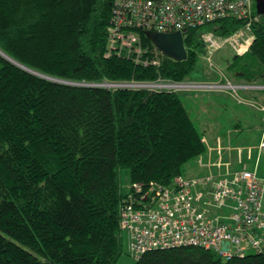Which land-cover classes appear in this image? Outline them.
Segmentation results:
<instances>
[{
  "label": "trees",
  "instance_id": "16d2710c",
  "mask_svg": "<svg viewBox=\"0 0 264 264\" xmlns=\"http://www.w3.org/2000/svg\"><path fill=\"white\" fill-rule=\"evenodd\" d=\"M111 2L0 0V51L69 82L180 81L199 62L201 32L228 35L244 23L233 17L191 27L183 32L185 60L159 56L158 65L144 66L105 54ZM137 34L151 55L145 32ZM250 34L249 49L233 60L239 70H230L264 83V16ZM204 151L176 92L56 83L0 56V264H115L124 247L121 172L127 184L170 185ZM133 264H264V251L226 259L177 246L146 251Z\"/></svg>",
  "mask_w": 264,
  "mask_h": 264
},
{
  "label": "built area",
  "instance_id": "2783aa9c",
  "mask_svg": "<svg viewBox=\"0 0 264 264\" xmlns=\"http://www.w3.org/2000/svg\"><path fill=\"white\" fill-rule=\"evenodd\" d=\"M252 1L112 0L106 28L108 51L105 54L125 55L135 64L144 66L158 65L159 56H166L154 46L152 54L146 56L137 31H180L183 38V32L191 27L235 17L244 22L243 31L238 28L232 35L235 45L231 47L240 56L249 49L253 36L248 32L251 23L259 18L252 12ZM199 39L209 53L230 40L210 32H201ZM258 86L256 83L175 82L160 78L118 84V87L169 93L181 87L200 91L230 89L235 93L236 101L249 103L262 113L257 157L264 152V105L253 98L244 101L235 91ZM255 166L218 177L212 174L193 178L177 175L170 185L154 181L127 184L118 205V227L132 260H137L149 250L177 246L211 249L226 259L263 252L264 211L261 200L264 184L257 177Z\"/></svg>",
  "mask_w": 264,
  "mask_h": 264
},
{
  "label": "rangeland",
  "instance_id": "374dc122",
  "mask_svg": "<svg viewBox=\"0 0 264 264\" xmlns=\"http://www.w3.org/2000/svg\"><path fill=\"white\" fill-rule=\"evenodd\" d=\"M243 24L240 25L239 29H241L240 31H243ZM245 29V28H244ZM237 30V29H236ZM236 30H234V32H236ZM234 32L228 34V35H223V36H218L219 38L223 39V38H229L230 40H227L228 42L225 43L222 47H218L215 48L212 52H208V49L203 46V43L201 41L202 44V54L200 55V59L198 64L196 65V67L194 68V70L191 71V74L187 77H185L184 79H181L180 81L178 80H173L175 82H211L214 83L215 82H219L220 84H225L227 81L233 83L234 85L236 84H243V85H247V84H252V83H257V85L259 84L258 87L256 88H250L248 90H244L242 88H238L236 92V95L239 93L240 95H238V98H242L244 101H248L250 97L246 98L244 96V93H248L249 91H255V92H264V83H260V82H245L242 81L240 79H235L234 75H232V73L234 72V68L232 70H230V67L235 66L236 70L238 69V64H234L233 60L234 57L238 56L235 53L236 50H234V47H231L232 45H235L234 42V38H232V35H234ZM213 33V32H212ZM239 34V32L237 33V35ZM213 35H215L213 33ZM248 35H250V32H248ZM217 36V35H215ZM240 38V37H238ZM209 63H211V65H209ZM238 63H240V61H238ZM235 70V71H236ZM163 79V78H160ZM168 80V79H165ZM172 80V79H170ZM159 82V81H158ZM128 83H135V82H126L124 84H128ZM118 84L121 83H106V87L109 88H115L118 87ZM215 92H219L218 90H206L204 89L203 91L200 90H195L193 88H182L176 91V94L179 96V98L181 99L183 105L187 108L188 110V114L192 119L193 125L197 128V130L200 133H203L204 135L207 136H213L216 134L217 129H226L227 128V123H228V119L230 120L232 117L231 112L233 111V106H235L236 104H241L245 106L250 105L249 103H240L238 101L235 100V93L230 91V89H225L221 90V92L223 93H227L232 99H230L229 101H223L224 105H221L215 98ZM236 102V103H235ZM257 102H261L258 101ZM261 104L264 105V102H261ZM221 105V106H220ZM241 107H239L241 109ZM249 107V106H248ZM247 108V107H245ZM251 108V107H250ZM249 110V108H247V111ZM251 115H255L254 113L256 111H258L256 108H251ZM259 112V111H258ZM257 112V113H258ZM261 113V112H260ZM252 121H254V116L251 117ZM256 122V120H255ZM244 124V123H243ZM242 125V130L246 131L247 133L250 135L254 134V130H249L248 131V126ZM252 127V129H254L255 125H250ZM251 144H253L252 146H255L256 141H250ZM250 145V144H249ZM256 150L254 149L252 151V155L254 157ZM252 157V158H253ZM254 160V158H253ZM251 163H253V161H251ZM251 166V165H250ZM249 166V167H250ZM188 167H194V162L193 161H189L184 167H183V172L184 175H196V171H187ZM242 168H247V166H240ZM238 167V168H240ZM252 167V166H251ZM251 167L249 169H251ZM236 168V167H235ZM241 168V169H242ZM256 169V174L258 176V178L260 180H262V182L264 183V152L261 153L260 156V160H259V164L255 166ZM193 172V173H192ZM121 179H120V184L123 188V190L126 188L127 182H128V177L126 175V173L124 171L121 172ZM186 177V176H185ZM190 178V177H188ZM263 208V207H262ZM123 241V240H122ZM115 264H133V260L130 256V253L127 251V247L126 244L124 242V247L122 250V255L120 256V258L118 259V261Z\"/></svg>",
  "mask_w": 264,
  "mask_h": 264
},
{
  "label": "crops",
  "instance_id": "0c3cea01",
  "mask_svg": "<svg viewBox=\"0 0 264 264\" xmlns=\"http://www.w3.org/2000/svg\"><path fill=\"white\" fill-rule=\"evenodd\" d=\"M215 93V98L221 105L225 106L223 101H229L230 99H232L227 93H223L221 91ZM244 96L246 98L250 97L255 100L264 102V92L249 91L248 93H244ZM243 106L244 105H242L241 107V104H236L235 106H233V111L230 114L233 118H231L230 120L228 119L226 129L218 128L216 134L210 137L199 132L201 134V141L203 143L205 151L204 153L190 160L194 162V167H188L187 171H196V175H184L182 169L184 177L186 176L193 178L196 176H203L207 174H212L217 177L226 176L231 172L240 171L242 169H249L251 166L253 167L255 164H259L261 155L257 157L255 152V155L253 157L252 151L254 149L257 150L256 146L261 136L260 133L263 125L262 113L256 111L254 113L255 115H251V117L254 116V121H252L249 113H251V108L253 107L250 105H248L249 107L245 106L249 108V110L247 111V108ZM239 107H241V109ZM241 124L248 126V131L254 130V134L249 135L247 133V130L243 131L241 128ZM251 124L255 125L254 129H252V127L250 126ZM250 141H256V145L252 146L253 144H251ZM252 157L254 158V160ZM251 161H253V163H251ZM187 163L188 162H186L185 165ZM240 166H247V168H242ZM261 202L263 207L262 210L264 211V186Z\"/></svg>",
  "mask_w": 264,
  "mask_h": 264
},
{
  "label": "water",
  "instance_id": "95a60500",
  "mask_svg": "<svg viewBox=\"0 0 264 264\" xmlns=\"http://www.w3.org/2000/svg\"><path fill=\"white\" fill-rule=\"evenodd\" d=\"M255 3V12L258 17L264 16V0H253ZM145 35L147 39L152 43L156 50L162 52L168 59H172L174 61L180 62L186 59L187 57V50L184 47V39L182 38V34L179 31L168 32V33H161V32H154V31H145ZM0 56L4 57L5 59L9 60L11 63L16 64L21 69H24L33 75H38L41 78L49 79L56 83H62L66 85H75V86H102L106 87V83L101 84H87V83H76L73 81H66L62 79L53 78L50 76H45L39 72H35L31 69L21 66L16 61H13L11 58L6 56L4 53L0 51Z\"/></svg>",
  "mask_w": 264,
  "mask_h": 264
}]
</instances>
